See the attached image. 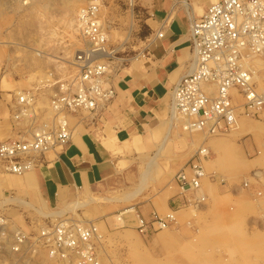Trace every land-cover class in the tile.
<instances>
[{
	"label": "rangeland",
	"instance_id": "1",
	"mask_svg": "<svg viewBox=\"0 0 264 264\" xmlns=\"http://www.w3.org/2000/svg\"><path fill=\"white\" fill-rule=\"evenodd\" d=\"M89 1L0 0L1 140L28 134L40 122L52 118L48 96L58 82L75 74L72 59L83 44L76 19L78 10ZM203 13L199 11L195 18ZM100 15L112 47H119L127 57H134L143 49L144 26L138 20L136 0H103ZM17 92L30 93L35 98L31 118H17L13 114L10 104ZM110 109L107 104L95 113L69 114L72 131L84 121H101ZM170 120L168 117V124H172L165 136L169 140L158 148L148 170H143V164L138 168L140 177L145 175L143 184L139 177L125 186L114 184L89 191L90 197L96 196L95 201L54 215L52 212L60 208L61 201L48 205L33 191L5 185L9 176L26 175L0 170V215L10 221V228H19L30 237L48 220L68 218L90 224L96 229L94 244L103 264H264V111L256 117L240 116L236 129L218 136L183 130L181 119ZM201 144L210 151L203 168L211 174L202 180V186L212 198L211 207L195 215L191 209H182L168 228L140 234L135 228L140 214L129 210L135 206L136 194L155 192L162 184L174 182L175 170L165 173L158 165H168L178 157V151L188 149L192 153ZM246 160H251V167L247 168ZM245 178H250L249 187L251 183L256 185L253 209L234 203L231 195H217L216 187L223 184V179L228 186L240 183L241 189L249 188L242 187ZM101 197L103 200H99ZM123 208L128 209L121 214L122 224H111L109 214ZM28 246L24 257L16 259L17 264H66L49 259L42 245L36 249Z\"/></svg>",
	"mask_w": 264,
	"mask_h": 264
},
{
	"label": "built area",
	"instance_id": "2",
	"mask_svg": "<svg viewBox=\"0 0 264 264\" xmlns=\"http://www.w3.org/2000/svg\"><path fill=\"white\" fill-rule=\"evenodd\" d=\"M102 6L103 0H90L80 8L77 21L83 44L72 59L75 74L58 82L48 96L49 122H40L18 138L0 139V170L21 175L41 165L44 154L63 149L72 135L69 114L95 113L111 104L116 94L113 79L132 59L147 55L149 39L143 40V49L134 57L109 44L100 15ZM187 32L191 62L170 91L168 117L172 121L180 117L184 130L218 136L236 129L240 116L262 113L264 87H259V81L264 82V0H215L200 17L189 19ZM156 37H162V32ZM256 58L262 60L259 66L253 64ZM34 101L30 93L17 92L10 104L15 117L31 118ZM208 155L206 147L198 148L175 173L181 190L200 187ZM249 184L250 178L243 179L242 187ZM9 222L0 215V264H16L28 245L33 249L42 245L52 261L103 264L94 244L96 229L90 224L68 218L48 220L30 237L19 228H10ZM174 223L175 212L163 216L152 212L149 218L137 215L135 228L144 235Z\"/></svg>",
	"mask_w": 264,
	"mask_h": 264
},
{
	"label": "crops",
	"instance_id": "3",
	"mask_svg": "<svg viewBox=\"0 0 264 264\" xmlns=\"http://www.w3.org/2000/svg\"><path fill=\"white\" fill-rule=\"evenodd\" d=\"M180 1L136 0L138 20L144 26L143 39L150 42L147 55L144 59H132L113 79L116 94L107 115L92 124L82 122L72 131L70 142L63 149L44 154L43 163L27 175V184L23 182V176L13 175L4 180L5 185L11 180V185L7 186L33 191L32 194L40 196L46 204L58 205L79 192L88 193L114 187V184L115 187L119 184L125 186L141 176L138 168L142 164L144 170L147 165L151 167L158 148L163 142L164 147L169 140L164 137L168 130L170 91L188 72L191 62L187 31L189 19L193 17ZM214 1L187 0L194 18ZM157 32H162V37H156ZM201 147H206L210 153L207 146L201 144ZM197 149L192 153H188V149L178 151L174 162L167 165L161 161L158 166L165 173L173 170L176 173ZM250 162L246 160L247 168L251 167ZM205 173L207 176L211 174ZM204 178L207 177H203L200 187L193 191L181 190L173 177L174 182L170 180L162 184L155 192H138L135 206L129 210L133 209L145 218H149L152 212L162 216L169 211L176 214L182 209H191L194 215L197 211H206L212 205V198L202 186ZM255 189L253 183L247 189H241L240 183L228 186L223 179L216 192L224 198L231 195L234 203L253 209ZM125 209L128 208L121 211Z\"/></svg>",
	"mask_w": 264,
	"mask_h": 264
},
{
	"label": "bare ground",
	"instance_id": "4",
	"mask_svg": "<svg viewBox=\"0 0 264 264\" xmlns=\"http://www.w3.org/2000/svg\"><path fill=\"white\" fill-rule=\"evenodd\" d=\"M65 2H67V3H73V0H64ZM77 1H81V0H75V2H77ZM181 2V5L183 6V8H184V10H186V11H188V14H189V16L192 18V17H194V15H193V11H191V9H190V5H189V3L187 2V0H181L180 1ZM80 10V9H79ZM79 10H78V12H79ZM192 20V19H191ZM76 21H77V19H76ZM69 25H71V23L69 24ZM77 27H79V25H78V21H77V25H76ZM76 28V27H75ZM54 32V31H53ZM51 34H53L52 32H51ZM54 36L56 35V34H53ZM50 36V35H49ZM262 63V60H260V59H258V58H256V59H254L253 60V64L255 65V66H259L260 64ZM254 77L255 78H257V80H258V77L257 76H255L254 75ZM259 81V80H258ZM260 86H264V82L263 81H259V87ZM25 118V117H24ZM170 118V117H169ZM28 119V118H27ZM179 119H181L180 117H177V121L176 122H178L179 121ZM168 121V120H167ZM171 121V120H170ZM181 122V121H180ZM169 124L171 125L172 123L171 122H169ZM168 124V125H169ZM183 128V127H182ZM184 130V129H183ZM187 131H189V130H187ZM167 135V134H166ZM165 135V136H166ZM167 137V136H166ZM166 137H164V139H166ZM160 145V144H159ZM149 165H147V169H145V170H148L149 169ZM144 170V169H143ZM30 171H31V169L30 170H27V171H25L23 174H25L26 176H25V178L23 179V182L24 183H26L27 184V179H26V177H27V175L30 173ZM147 173V172H146ZM145 173V174H146ZM256 173V172H255ZM141 174V173H140ZM13 175V174H12ZM22 175V174H21ZM143 175H144V173H143ZM142 175V178L140 177V181H141V183L143 184L144 182H145V175L143 176ZM25 180V181H24ZM11 183V180H8V181H6V184L7 185H11L10 184ZM81 197V198H80ZM96 197V196H95ZM94 196H89L88 195V193H80L77 197H75V198H73V199H71V201L69 200V199H66V200H63V201H61V205H60V208H56V210L55 211H53L52 213H54V215H59V214H61V213H63V212H67V211H70V210H73V209H75V208H77V207H80V206H82V205H84L85 204V202H93V201H95V198ZM99 197V196H98ZM113 197V196H112ZM201 197H202V195H201ZM200 197V198H201ZM105 198H106V196H105ZM111 198V197H110ZM109 198V199H110ZM196 198V197H195ZM102 199V197L99 199V200H101ZM103 200V199H102ZM107 200V199H106ZM193 200V199H192ZM68 201V202H67ZM24 202H26V201H24ZM31 206V205H30ZM36 210V209H35ZM127 210H123V211H119L120 213H114V214H109V216H108V219L111 221V224H113V225H121L122 224V218H121V214L122 213H124V212H126ZM42 213V212H41ZM45 213V212H44ZM43 213V214H44ZM51 213V212H50ZM48 214V213H47ZM53 215V214H52ZM46 216V215H45ZM52 219V218H51ZM83 222V221H82ZM18 260H19V258H18ZM51 261V260H50ZM19 262V261H18ZM17 264V263H16ZM22 264V263H21Z\"/></svg>",
	"mask_w": 264,
	"mask_h": 264
}]
</instances>
